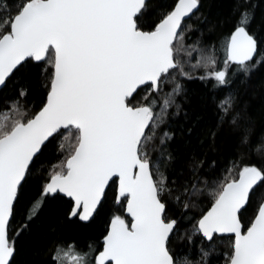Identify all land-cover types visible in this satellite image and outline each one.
<instances>
[{
    "label": "snow or ice",
    "instance_id": "snow-or-ice-1",
    "mask_svg": "<svg viewBox=\"0 0 264 264\" xmlns=\"http://www.w3.org/2000/svg\"><path fill=\"white\" fill-rule=\"evenodd\" d=\"M227 5L210 19L211 0H0V264H21L18 242L52 212L103 216L101 238L80 247L50 226L30 264H264L250 112L264 103V14ZM195 80L214 124L206 152L180 154ZM218 141L234 153L222 176Z\"/></svg>",
    "mask_w": 264,
    "mask_h": 264
},
{
    "label": "trees",
    "instance_id": "trees-1",
    "mask_svg": "<svg viewBox=\"0 0 264 264\" xmlns=\"http://www.w3.org/2000/svg\"><path fill=\"white\" fill-rule=\"evenodd\" d=\"M11 2V0H9ZM206 4L208 0H205ZM212 10L209 13V18H215L217 13L226 15L228 11L227 0H211ZM253 3L257 5V20L261 18L264 14V0H253ZM195 40V36L191 40H187L186 44H192ZM195 53L193 56L195 57ZM218 58L223 59L222 49L218 53ZM192 63H195L193 58ZM202 74V70L198 71L196 75ZM188 91V96L190 103H183L184 109L189 113V119L185 122L183 114L176 120L177 125H183L184 136L180 138L179 129H177V137L173 143V147L177 149L178 153H185L186 144H188L192 149H195L197 153H203L208 150V141L205 139L203 144L199 141L204 138V131L206 128L211 127L214 124V114L212 107L209 105L207 108L201 106L200 97L205 94L209 89L210 85L206 88L205 85L199 81H182ZM11 85L9 88L4 89V92H10ZM178 102H183V97H178ZM251 115L254 120V132L256 135L264 134V103L259 99H254L251 101L250 108ZM192 128L191 133H188V129ZM234 153H230V150L226 144L222 141H218V150L215 153H209L210 159H215L217 161V173L223 175V168L227 163V157ZM62 157H57L53 155L50 157L49 162L51 164H56ZM252 162V161H246ZM50 226H56L59 230H62L61 239L65 241H76L77 245L83 247L87 241H96L101 238V233L104 228L103 216L98 217L95 221L82 224V223H69L66 222L63 225L59 224L58 217L54 212L46 215L43 224L40 229L33 232L32 236L22 238L18 242V247L21 249V253L18 259L21 264H30L33 260L34 253L41 250L46 244L47 240L44 239V234L47 233V229ZM190 227V225H183L182 227ZM51 237H49L50 239ZM226 246V245H222ZM182 247V245H178ZM39 262V258L37 257ZM220 264H223L222 260Z\"/></svg>",
    "mask_w": 264,
    "mask_h": 264
}]
</instances>
